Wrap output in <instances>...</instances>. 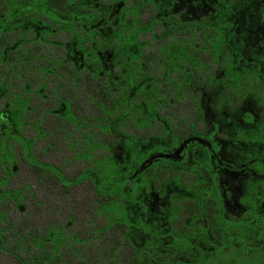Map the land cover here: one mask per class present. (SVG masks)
<instances>
[{
    "label": "flooded vegetation",
    "instance_id": "obj_1",
    "mask_svg": "<svg viewBox=\"0 0 264 264\" xmlns=\"http://www.w3.org/2000/svg\"><path fill=\"white\" fill-rule=\"evenodd\" d=\"M9 200L50 262L264 264V0H0V258Z\"/></svg>",
    "mask_w": 264,
    "mask_h": 264
},
{
    "label": "rangeland",
    "instance_id": "obj_2",
    "mask_svg": "<svg viewBox=\"0 0 264 264\" xmlns=\"http://www.w3.org/2000/svg\"><path fill=\"white\" fill-rule=\"evenodd\" d=\"M17 144L16 142L13 140H11V142L8 145V153H9V161L11 163L12 166H17V170H11V182L9 184V188L15 189L18 186V182L21 180L20 176L22 177V175H24V173L22 174L20 172V168H18L16 159H17V151H16V147ZM12 168V167H11ZM25 176V175H24ZM25 182H21L22 184H26L29 185L30 187L32 186L30 181H27L26 177L24 178ZM24 188V187H23ZM25 198L19 199L20 197H17L16 200L18 202L23 203L24 205H26V203H30V205H32V200L26 197V194H24ZM58 200V199H57ZM11 200H9L8 202V212H7V222H8V226L11 225L12 227V233L9 234V232L7 233V242L5 243V245H3V252H2V256L0 258L1 260V264H22L19 261L20 256L23 257H28L31 254H34L35 252L33 251L32 246H25L21 243L20 241V235H19V231L17 229V218L22 217L23 215L21 214L22 212H20L19 210V204L15 203L14 205L10 206ZM63 201L59 200V203H57V207H64ZM66 206V204H65ZM43 208V207H42ZM41 209V207H40ZM66 214H67V210H65V207L63 210L61 211H56L55 214V228H63L64 229V225L66 222ZM46 219V217H45ZM11 223V224H10ZM61 231H63L64 233H68L67 231H64L61 229ZM63 233V234H64ZM264 237V236H263ZM14 244H16L15 246H13ZM17 247V248H16Z\"/></svg>",
    "mask_w": 264,
    "mask_h": 264
},
{
    "label": "trees",
    "instance_id": "obj_3",
    "mask_svg": "<svg viewBox=\"0 0 264 264\" xmlns=\"http://www.w3.org/2000/svg\"><path fill=\"white\" fill-rule=\"evenodd\" d=\"M12 168L9 167V173L11 172ZM11 224V223H10ZM8 232L9 234L12 233V227L11 225L8 226ZM16 244H14L13 246H15ZM17 248V247H16ZM56 249V258L53 262L48 261L49 256H50V252L49 249L47 247H42L41 248V252H40V256L38 258H35L33 256V254H31L28 257H23L20 256L19 261L22 264H64V262H62L61 260V254L58 252V246L55 247ZM154 247H152V256L154 255H158L159 251H154ZM135 264H146L145 260H138V257L136 259V263ZM151 264H159V260L158 259H153V261H151Z\"/></svg>",
    "mask_w": 264,
    "mask_h": 264
}]
</instances>
